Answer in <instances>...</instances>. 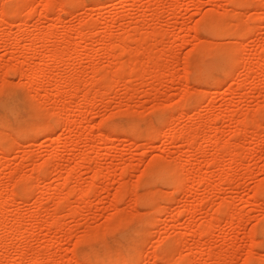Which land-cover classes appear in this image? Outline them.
<instances>
[{"label": "rangeland", "instance_id": "374dc122", "mask_svg": "<svg viewBox=\"0 0 264 264\" xmlns=\"http://www.w3.org/2000/svg\"><path fill=\"white\" fill-rule=\"evenodd\" d=\"M234 1L0 0V264H264V0Z\"/></svg>", "mask_w": 264, "mask_h": 264}, {"label": "bare ground", "instance_id": "6f19581e", "mask_svg": "<svg viewBox=\"0 0 264 264\" xmlns=\"http://www.w3.org/2000/svg\"><path fill=\"white\" fill-rule=\"evenodd\" d=\"M69 1V3L71 2V4L73 3V1L74 0H68ZM232 1H234V0H232ZM239 0H236V3L238 2ZM51 2H53V1H51ZM49 3V4H52V3ZM235 2V1H234ZM7 3V2H6ZM14 4V3H13ZM48 4V5H49ZM54 4V3H53ZM62 4V3H61ZM11 6V5H10ZM9 5H8V8H7V11L9 12V10L10 11H12L11 9L13 8H11ZM16 5H14V7H15ZM50 6H52V5H50ZM53 7H55L54 5H53ZM19 11V10H18ZM13 13V12H12ZM220 14V13H219ZM220 16V15H219ZM229 16V15H228ZM21 17V16H20ZM19 17V18H20ZM208 17H209V15H208ZM21 19V21H22V18H20ZM24 20V19H23ZM228 20V19H227ZM21 21H19V22H21ZM221 23H225V22H221ZM214 24V23H213ZM20 25V24H19ZM210 25V24H209ZM246 25V24H245ZM228 26V25H227ZM212 27V26H211ZM24 29V28H23ZM36 29V28H35ZM34 29V31H36ZM212 29V28H211ZM215 29V28H214ZM227 29H229V28H227ZM232 28H231V26H230V30H231ZM238 29H240V28H238ZM238 29H234L235 31H234V33H233V35H235V34H238V36H240V35H242L243 33H241V32H238V31H240V30H238ZM245 30V29H244ZM23 31V30H22ZM25 31V30H24ZM37 31H39L40 32V30H37ZM85 31V30H84ZM217 31V30H216ZM226 31V30H225ZM225 31H224V33H225ZM228 31V30H227ZM226 31V32H227ZM6 32V31H5ZM21 32V31H20ZM29 32H31V31H29ZM38 32V33H39ZM51 32V31H50ZM9 33V32H8ZM23 33H25V32H23ZM36 33V32H35ZM145 33H148V32H145ZM153 33V32H152ZM151 33V34H152ZM156 34H157V32H155ZM208 33H209V31H208ZM5 34V33H4ZM3 33H2V35H4ZM10 34V33H9ZM9 34L7 35V37L9 36ZM34 34V33H33ZM82 34V33H81ZM1 35V34H0ZM6 35V34H5ZM150 35V34H149ZM153 35H155V34H153ZM152 35V36H153ZM37 38L38 37H40V36H38V34H36L35 35ZM67 36V35H66ZM151 36V37H152ZM6 37V36H5ZM149 37V36H148ZM147 37V38H148ZM33 39V38H32ZM39 39V38H38ZM33 40H35V39H33ZM31 42V41H30ZM35 42L36 41H34V42H32V43H29V45H30V49H32V50H35L36 48H35ZM38 42V41H37ZM119 42H121V40L119 41ZM123 43V42H122ZM118 44V43H117ZM127 44V43H126ZM118 45H120V43L118 44ZM58 47H60V46H58ZM124 47V46H123ZM207 47V46H206ZM29 48V47H28ZM142 48V47H141ZM69 49V48H68ZM67 49V47H65V46H62V47H60V48H58L57 50H55L54 51V53H55V57L57 58V59H63V57H64V55L66 56V54L68 55V50ZM126 49V48H125ZM53 50V49H52ZM68 50V51H67ZM131 49H129V51H130ZM66 51H67V53H66ZM123 51H125V50H123ZM128 51V50H127ZM218 51V50H217ZM36 52V51H35ZM131 52H132V50H131ZM201 52V51H200ZM219 53V52H218ZM71 54V53H70ZM126 54V53H125ZM128 54H129V52H128ZM206 56V55H205ZM71 57V56H70ZM220 57V56H219ZM226 58H231L230 57V55H227V56H225ZM214 58V57H213ZM137 59V58H136ZM136 59H134V61L136 60ZM59 61V60H58ZM62 61V60H61ZM225 61V60H224ZM29 63L31 62L30 60L28 61ZM126 62V61H125ZM137 62V61H136ZM28 63V64H29ZM128 63V62H127ZM202 63V62H201ZM206 63H209V62H206ZM204 64L205 66L207 65L208 66V64ZM32 64H33V62H32ZM123 64V63H122ZM203 64V63H202ZM212 64V63H211ZM214 65H216V64H214ZM28 66V65H27ZM26 66V67H27ZM124 66H125V64H124ZM203 67V68H205V70L208 68L207 66V68L206 67ZM39 67V66H38ZM126 67V66H125ZM118 68H121V67H118ZM138 68V67H137ZM217 68V67H216ZM98 69H99V67H98ZM133 69H136V68H133ZM139 69V68H138ZM202 69V68H201ZM13 70H15V69H13ZM49 70V69H48ZM48 70H45V67L44 68H36V67H32V66H29V67H27V68H25L24 67V65L22 64V66H17L16 67V72H19V73H21L22 75H26V77H30V78H33L34 80V82H40L41 81V79H42V81H43V79H45L44 77L45 76H47V74L46 73H48V72H46V71H48ZM51 70V69H50ZM50 70H49V73H50ZM117 70V69H116ZM121 70V69H120ZM132 70V69H131ZM108 71V70H107ZM118 71V70H117ZM116 71V72H117ZM138 71V70H137ZM207 71V70H206ZM98 72V71H97ZM119 72H121V71H118V74H119ZM201 72H203V71H201ZM48 73V75H50ZM123 73V72H122ZM192 73V72H191ZM118 74H116L117 76H119ZM121 74V73H120ZM131 74V73H130ZM133 74V73H132ZM207 74L208 73H206V75L205 76H207ZM136 75V74H135ZM138 75V74H137ZM99 76H100V74H99ZM196 76V75H195ZM47 78H48V76H47ZM120 78V77H119ZM69 80V79H68ZM81 80V79H80ZM100 80V79H99ZM117 80V79H116ZM95 82V81H94ZM93 82V83H94ZM60 83V82H59ZM69 83V82H68ZM98 83V82H97ZM106 84V83H105ZM108 84V83H107ZM56 85H58V87H59V84H56ZM69 85H71V84H69ZM8 86H9V84H8ZM71 86H73V85H71ZM76 86V85H75ZM95 86V85H94ZM93 87V86H92ZM2 88V87H1ZM0 88V89H1ZM2 90V89H1ZM93 90H94V88H93ZM90 92V91H89ZM95 94V93H94ZM89 98V97H88ZM61 108H63V107H61ZM57 113V112H56ZM55 115V114H54ZM82 119V118H81ZM52 121H53V119H52ZM76 121V120H75ZM42 122V121H41ZM41 122H40V125H41ZM44 122V121H43ZM46 122V121H45ZM73 122H74V120H73ZM81 122V121H80ZM253 122V121H252ZM37 123V122H36ZM54 123V122H53ZM61 123L64 125V127L65 126H67L68 124H70V118L69 117H62V119H61ZM55 124V123H54ZM253 124H254V122H253ZM38 126V125H37ZM117 126V125H116ZM47 127V126H46ZM134 127V126H133ZM199 127V126H198ZM53 129V128H52ZM55 129V128H54ZM205 129V128H204ZM49 130V129H48ZM200 130H202V129H200ZM199 129H198V131H194V133H192L191 134V137L192 138H190V140L191 139H194V138H197V137H199V135H201L202 133H201V131H200ZM2 130H0V132H1ZM147 133V132H146ZM6 137V136H5ZM205 137V136H204ZM208 137V136H207ZM108 139H109V137H108ZM203 139V138H202ZM205 140V139H204ZM189 141V140H188ZM227 146V145H226ZM232 148V147H231ZM223 149V148H222ZM216 156V155H215ZM212 159V158H211ZM216 160V159H215ZM51 162V161H50ZM158 163V165H159V162H157ZM50 164H52V163H50ZM169 164V163H168ZM176 164V163H175ZM45 165V164H44ZM51 166V165H50ZM160 166V167H159ZM158 166V171L157 170H155V173L156 172H161L162 174H163V176H165V178L166 179H168L169 180V183H170V181H171V183L170 184H172L173 183V185L175 186V189L177 188V190L180 188V186H181V184L183 183V180H184V177H185V175H188V174H190V172H192V171H190V170H187L186 171V173L184 172V171H180L181 169H182V167H181V169L179 168V166L178 165H175V166H167V165H159ZM40 167V166H39ZM154 169H156V167L154 166ZM192 169V168H191ZM42 170H43V168H42ZM153 170V169H152ZM99 174H100V172H99V170L97 171ZM150 172V171H149ZM152 172V171H151ZM37 174H38V171H37ZM98 174V175H99ZM148 174H150V173H148ZM168 174H170V175H168ZM151 175H152V173H151ZM100 176H101V174H100ZM148 176V175H147ZM159 176V175H158ZM162 176V177H163ZM96 177V176H95ZM99 177V176H98ZM156 177V176H155ZM160 177H161V175H160ZM188 177V176H187ZM151 178H152V176H151ZM189 178V177H188ZM206 178V177H205ZM204 178V179H205ZM162 179V178H161ZM202 179H203V177H202ZM186 180V179H185ZM201 180V179H200ZM23 183V182H22ZM25 183V182H24ZM166 183V182H165ZM164 183V184H165ZM28 185V184H27ZM145 185V184H144ZM25 186V185H24ZM262 187V186H261ZM96 188V187H95ZM181 188H182V186H181ZM125 189V188H124ZM91 190V189H90ZM92 191V190H91ZM122 193V192H121ZM120 197V196H119ZM143 198H144V196H143ZM9 199V198H8ZM63 199V198H62ZM121 199H122V197H121ZM145 200H147V197L146 198H144ZM153 201V200H152ZM63 202V201H62ZM67 202V201H66ZM65 202V203H66ZM144 202V201H143ZM146 202V201H145ZM148 202H150V201H148ZM64 204V203H63ZM148 204V203H147ZM6 201H5V199H3V201H0V224L2 225L3 224V219H5V217H4V215H2L3 213H2V209L4 210V208L6 207ZM62 205V204H61ZM225 205V204H224ZM227 205V204H226ZM224 206L225 208H224V210H221V211H224V213L225 214H229V211H230V205H227V206ZM230 208V209H229ZM57 211V210H56ZM231 212V211H230ZM221 213V212H220ZM7 217V216H6ZM54 220V219H53ZM52 220V221H53ZM215 220V219H214ZM15 221V220H14ZM211 221V220H210ZM13 222V221H12ZM16 222V221H15ZM55 225H58V224H60V222L59 223H54ZM0 225V226H1ZM13 225V224H12ZM15 225V224H14ZM16 225H17V223H16ZM21 225V224H20ZM53 225V224H52ZM210 227H211V225H209ZM213 226V225H212ZM4 228H5V226H3ZM14 227V229L16 228L17 230H19L20 229V226L18 225V226H13ZM59 227H60V225H59ZM11 228H12V226H11ZM6 229V228H5ZM10 229V228H9ZM13 229V228H12ZM11 229V230H12ZM15 229V230H16ZM211 229V228H210ZM10 230V231H11ZM16 230V231H17ZM9 231V230H8ZM15 231V232H16ZM22 231V230H21ZM203 231V230H202ZM209 231L210 230H206V233H209ZM13 232V231H12ZM11 232V233H12ZM171 240V239H170ZM169 240V241H170ZM166 242V241H165ZM168 243V242H167ZM181 243V242H180ZM2 244V243H1ZM1 244H0V246H1ZM8 244V243H7ZM6 244H3L2 245V247H4ZM8 247V246H7ZM6 247V248H7ZM5 248V247H4ZM30 251V250H29ZM20 252V251H19ZM161 252V251H160ZM27 252H23L22 254H23V256H26V255H24V254H26ZM21 254V255H22ZM43 254H45V253H43ZM167 255V254H166ZM36 256V255H35ZM41 255H39V257H40ZM166 257V256H165ZM22 258V257H21ZM37 258V257H36ZM49 258V257H48ZM51 258V257H50ZM117 258V257H116ZM39 259V258H38ZM37 259V262H39V263H41V261L43 262V260L42 259H44V258H40V260H38ZM115 259V258H114ZM46 260V259H45ZM52 261V260H51ZM120 261V260H119ZM125 261H127V260H125ZM186 261H188V260H186ZM186 261H184L185 263H186ZM181 262V261H180ZM179 262V263H180ZM183 262V263H184ZM36 263V262H35ZM184 263V264H185ZM190 263V262H189ZM181 264V263H180Z\"/></svg>", "mask_w": 264, "mask_h": 264}]
</instances>
